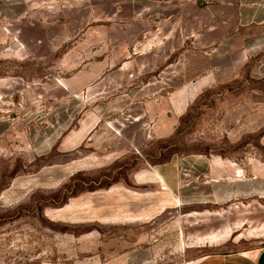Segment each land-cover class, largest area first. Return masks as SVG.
<instances>
[{"label": "rangeland", "instance_id": "rangeland-1", "mask_svg": "<svg viewBox=\"0 0 264 264\" xmlns=\"http://www.w3.org/2000/svg\"><path fill=\"white\" fill-rule=\"evenodd\" d=\"M151 4L0 0V135L4 132L7 144L0 156V264H115L119 253L129 252L137 239L145 246L168 236L157 264H188L182 252L187 237L224 230L231 221L226 205L202 207L212 215L203 211L197 217L169 205L172 194L153 179L146 162L129 171L104 166L86 147L37 157L29 146L31 137L48 138L51 121L62 113L64 76L76 77L88 64L142 48L144 33L136 38L132 25L144 28ZM113 81L108 77L77 93L74 109L83 110L113 92ZM193 112L168 143L154 145L150 151L157 157L151 161L235 148L219 132L213 141L217 137L210 132L217 122L201 119L197 124ZM199 133L202 141H197ZM251 138V146H258L257 135Z\"/></svg>", "mask_w": 264, "mask_h": 264}, {"label": "crops", "instance_id": "crops-1", "mask_svg": "<svg viewBox=\"0 0 264 264\" xmlns=\"http://www.w3.org/2000/svg\"><path fill=\"white\" fill-rule=\"evenodd\" d=\"M146 13L144 28L132 25L136 38L144 33L136 53L104 57L76 77L64 76V109L51 121L48 138H29L33 155L86 147L104 166L135 171L146 162L172 194L169 205L182 207L184 215H212L202 207L224 205L232 215L224 230L188 236L185 262L264 264V0H152ZM108 77L114 78L113 92L74 109L77 93ZM192 111L197 124L217 122L213 141L219 132L235 148L151 161L154 145L168 143ZM255 135L259 145L251 146ZM3 136L0 156L7 147ZM163 239L170 242L168 236L142 246L137 239L115 264H157Z\"/></svg>", "mask_w": 264, "mask_h": 264}]
</instances>
